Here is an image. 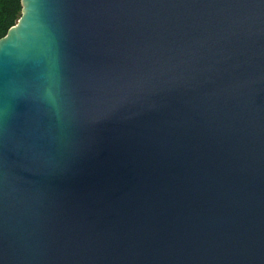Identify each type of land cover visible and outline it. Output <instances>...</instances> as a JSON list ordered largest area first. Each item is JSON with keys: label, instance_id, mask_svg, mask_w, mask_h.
<instances>
[{"label": "water", "instance_id": "obj_1", "mask_svg": "<svg viewBox=\"0 0 264 264\" xmlns=\"http://www.w3.org/2000/svg\"><path fill=\"white\" fill-rule=\"evenodd\" d=\"M21 4L0 264H264V0Z\"/></svg>", "mask_w": 264, "mask_h": 264}, {"label": "trees", "instance_id": "obj_2", "mask_svg": "<svg viewBox=\"0 0 264 264\" xmlns=\"http://www.w3.org/2000/svg\"><path fill=\"white\" fill-rule=\"evenodd\" d=\"M22 0H0V40L22 15Z\"/></svg>", "mask_w": 264, "mask_h": 264}]
</instances>
